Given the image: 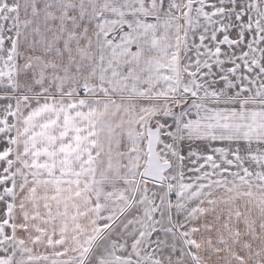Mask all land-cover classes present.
<instances>
[{
  "label": "snow or ice",
  "instance_id": "6c2138e0",
  "mask_svg": "<svg viewBox=\"0 0 264 264\" xmlns=\"http://www.w3.org/2000/svg\"><path fill=\"white\" fill-rule=\"evenodd\" d=\"M0 264H264V0H0Z\"/></svg>",
  "mask_w": 264,
  "mask_h": 264
}]
</instances>
